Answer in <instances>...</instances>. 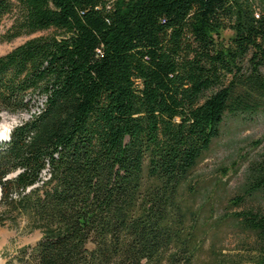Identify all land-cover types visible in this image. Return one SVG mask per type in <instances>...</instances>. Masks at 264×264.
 Segmentation results:
<instances>
[{
  "label": "trees",
  "instance_id": "1",
  "mask_svg": "<svg viewBox=\"0 0 264 264\" xmlns=\"http://www.w3.org/2000/svg\"><path fill=\"white\" fill-rule=\"evenodd\" d=\"M6 264H239L208 249L193 173L228 118L264 113V0H0ZM231 35L225 38L224 33ZM44 98L38 112L36 102ZM230 205L264 199V154ZM225 220L264 264V210Z\"/></svg>",
  "mask_w": 264,
  "mask_h": 264
},
{
  "label": "rangeland",
  "instance_id": "2",
  "mask_svg": "<svg viewBox=\"0 0 264 264\" xmlns=\"http://www.w3.org/2000/svg\"><path fill=\"white\" fill-rule=\"evenodd\" d=\"M9 26L7 21L0 23V35ZM37 33L29 37L15 39L11 43L0 42V56L27 40L47 35ZM231 35L225 32V38ZM44 98L36 102L31 111H39ZM30 114L0 113V124H12V128L30 119ZM12 130V129H11ZM264 154V113L250 121L226 119L221 127L220 136L213 142L203 161L193 173L192 189L195 191L196 205L200 210L201 221L207 232L204 260L208 258L211 246L225 255H231L239 264H253V253L242 242H252L234 223L225 220L231 212L246 208L264 210V199L246 200L243 207L230 205L229 199L241 195L248 167L257 162ZM39 231L25 232L23 224L17 228L0 226V264H6L23 247H33L40 240ZM16 264V262H13Z\"/></svg>",
  "mask_w": 264,
  "mask_h": 264
},
{
  "label": "bare ground",
  "instance_id": "3",
  "mask_svg": "<svg viewBox=\"0 0 264 264\" xmlns=\"http://www.w3.org/2000/svg\"><path fill=\"white\" fill-rule=\"evenodd\" d=\"M11 129L12 124H0V144H3L10 136Z\"/></svg>",
  "mask_w": 264,
  "mask_h": 264
},
{
  "label": "water",
  "instance_id": "4",
  "mask_svg": "<svg viewBox=\"0 0 264 264\" xmlns=\"http://www.w3.org/2000/svg\"><path fill=\"white\" fill-rule=\"evenodd\" d=\"M9 138H10V137H8V138H7V140H6V141H4V143L8 142V141H9Z\"/></svg>",
  "mask_w": 264,
  "mask_h": 264
}]
</instances>
